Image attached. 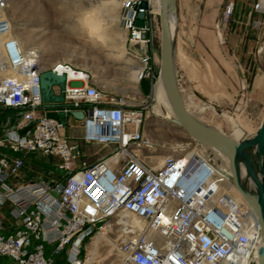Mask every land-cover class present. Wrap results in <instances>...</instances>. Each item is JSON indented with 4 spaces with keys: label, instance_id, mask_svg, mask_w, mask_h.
<instances>
[{
    "label": "built area",
    "instance_id": "built-area-1",
    "mask_svg": "<svg viewBox=\"0 0 264 264\" xmlns=\"http://www.w3.org/2000/svg\"><path fill=\"white\" fill-rule=\"evenodd\" d=\"M153 1L122 0L118 21L126 43L138 46L139 53L127 51L144 62L146 77L155 72L148 48L161 32ZM7 10L8 0H0V109L18 117L0 134V264H87L84 244L108 228L118 232L122 264H252L264 237L253 208L233 194L230 166L206 157L196 139L193 149V142L178 145L154 165L143 153L153 148L144 132L146 108L106 92L86 70L69 78L70 62L45 67L41 51L10 34ZM252 10L264 28V0H252ZM235 12L236 0H225L216 27L227 26ZM140 13L144 26L136 23ZM49 69L66 76L64 89L53 86L64 101L43 100L41 74ZM72 120L81 138L68 133L77 127ZM80 140L111 149L88 161ZM32 153L58 156L65 180L20 181ZM124 213L139 223L125 224Z\"/></svg>",
    "mask_w": 264,
    "mask_h": 264
},
{
    "label": "rangeland",
    "instance_id": "rangeland-1",
    "mask_svg": "<svg viewBox=\"0 0 264 264\" xmlns=\"http://www.w3.org/2000/svg\"><path fill=\"white\" fill-rule=\"evenodd\" d=\"M121 4L122 0H8L7 16L10 19L13 36L27 48L28 46L38 48L43 55L45 67L52 66L59 60L70 61L74 68L89 72L93 83L106 86L104 88L106 92H112L118 97L123 96L128 103H132V98L121 90L129 86L132 89L139 84V78L133 80L127 73L126 67L133 66L135 63L144 66V62L139 58H134L136 62L132 63L125 61V57L116 58L117 53L123 48L138 51V46H130L126 43L125 34L119 27ZM101 5L106 6L110 17L117 18L115 22L105 26L106 40L91 36L80 18L83 12L96 10ZM251 9L252 0H236L238 13ZM142 52H145L144 49H141L140 53ZM160 53L161 37L160 32L156 31L147 54L150 56L148 65H152L158 77L162 70ZM262 61L264 63V59ZM182 85L185 87L184 95L193 96V98L186 99L192 110L196 111L195 104H215L218 112L225 111L233 115L236 122L243 118L238 116L239 99L202 98L195 92L196 84L183 83ZM155 104L156 101L151 100L146 105L148 118L144 127L145 134L151 139L153 148L144 149L143 153L151 156L154 165H160L163 158L173 153L178 144L184 145L192 141L193 137L176 122L155 114ZM205 112L208 118L213 115L208 108ZM259 112L258 107L254 108L250 121L247 123L242 121L246 131L250 132L258 127L261 121ZM17 117L18 113L14 110L0 109V134L9 129ZM220 122L227 123L222 121V118ZM228 131H230L229 128ZM192 142L190 149L197 146L196 141ZM197 147L202 151L205 149L204 146L198 145ZM110 149V146L91 145L87 147L86 159L93 161L108 153ZM65 177L66 172L62 169L61 159L58 156L32 153L26 156V163L19 179L23 182L43 179L48 183H55L65 180ZM233 194L236 198L243 199L237 189ZM121 219L125 224L137 225L139 223V219L127 213H124ZM112 230L113 228H108L104 233L94 235L84 244L83 255L87 264H122L118 250V232L116 229L113 232Z\"/></svg>",
    "mask_w": 264,
    "mask_h": 264
},
{
    "label": "crops",
    "instance_id": "crops-1",
    "mask_svg": "<svg viewBox=\"0 0 264 264\" xmlns=\"http://www.w3.org/2000/svg\"><path fill=\"white\" fill-rule=\"evenodd\" d=\"M224 1L177 0L173 44L175 75L189 111L192 109L186 99L193 96L184 95L183 83L196 84L195 92L202 98L239 99L238 116L243 117L239 122L225 111L218 112L215 104H195L196 111L205 107L200 113L194 110L192 113L196 114V120L200 123L222 130L229 136L238 125L250 137L254 136L264 118V28L258 23L262 15L252 9L242 13L236 11L227 26L217 28L216 22ZM246 84L248 88L244 90ZM121 91L140 107L146 108L147 103L154 100L153 95L145 99L139 84L132 89L131 86L125 87ZM257 107L261 121L256 129L246 131L242 121L249 122L253 109ZM207 108L213 112L209 118L205 112ZM221 118L227 123H221ZM72 122L77 127L68 129V133L81 138L83 132L78 122ZM80 142L87 156V147L91 145Z\"/></svg>",
    "mask_w": 264,
    "mask_h": 264
},
{
    "label": "water",
    "instance_id": "water-1",
    "mask_svg": "<svg viewBox=\"0 0 264 264\" xmlns=\"http://www.w3.org/2000/svg\"><path fill=\"white\" fill-rule=\"evenodd\" d=\"M161 2L162 8L159 16L161 29V69L165 75L167 93L177 118L176 123L201 144L218 145L229 156L234 186L243 196L244 200L253 208L264 237V118L254 136L240 142L216 128L200 123L194 118L186 107L176 80L173 56L174 38L172 37L168 17L169 7L166 0H161ZM143 5L145 6L146 3H143ZM170 7L176 9L177 0H172ZM136 23L139 26L145 25L144 13L139 14ZM157 79L158 75L156 72L150 74L149 77L145 76L144 70L140 73L139 85L145 99L153 95ZM41 82L44 101H64V94L56 95L53 86L60 85L64 89L66 76L49 69L41 74ZM71 114L78 119H83L85 116L82 110H73ZM47 115L49 117L60 118V116L69 117L70 113L49 111ZM35 123V121L31 122L22 132L31 128ZM250 148H255V150L253 151ZM242 168L245 169V179L251 180L254 188H246L244 186L241 175ZM260 264H264V246L261 247Z\"/></svg>",
    "mask_w": 264,
    "mask_h": 264
},
{
    "label": "bare ground",
    "instance_id": "bare-ground-1",
    "mask_svg": "<svg viewBox=\"0 0 264 264\" xmlns=\"http://www.w3.org/2000/svg\"><path fill=\"white\" fill-rule=\"evenodd\" d=\"M166 3H167V6L169 7L168 17L170 20L172 37L174 38L177 11H176V9L170 7L172 4V0H166ZM153 6H154V10L156 12H161V8H162L161 0H154ZM97 8L98 9H96V10L93 9V11L92 10L91 11H85L82 14H80L81 22H83L86 25L88 33L91 36H96L102 40H106L107 35L104 32L105 26L108 23L112 24L113 22H115L117 20V18L110 17V15L108 14V11H106V6L101 5V6H98ZM10 34L13 36L11 28H10ZM23 47L27 48V46H23ZM28 48L33 49V50H38V48H36L34 46H30V47L28 46ZM134 52L139 53L136 50ZM116 56H117L116 58H120V59L125 57V61H127L129 63L136 62V59H134V58H136V56L130 54L127 51V49H124V48L121 49L119 51V53H117ZM42 59H43V55H42ZM62 61H65V60H59L56 63H54L52 66H56L59 62H62ZM67 62H70V61H67ZM126 70H127V73L131 76V78H133V80H138L140 73L144 70V66L142 64L135 63V65H133V66H127ZM78 71H80V70H78L74 67L68 68L69 78L78 77L80 75V73H78ZM153 98H154V101H156V104H155L156 112H155V114H157L158 116H160L166 120L176 122L177 118H176V115L174 113L173 107L171 105V102H170V99H169V96L167 93L165 75H164L163 70H161V75L158 77V79L155 83ZM204 107L205 106L201 107L198 111H196V113H200L204 109ZM212 108H213V106H212ZM190 113L194 116L195 119H198L197 116H195L196 114L192 113V110H190ZM231 137L236 141H241L244 139L252 138V136H250V137L246 136L245 132L238 125H236ZM187 145H188V143H187ZM181 146H186V144L181 145ZM203 146L205 148L203 151L204 155L208 158H211L219 167L226 168L228 165L230 166L229 156L225 153V151L220 146L214 145V144H203ZM250 149H252L253 151L255 150V148H250ZM241 175H242V182H243L244 186L246 188H254L253 182L251 180L248 181L245 179V169L244 168L241 169ZM263 246H264V244H263ZM252 258H253L252 264H260L261 247H258V248L253 250ZM223 264H228V263H223Z\"/></svg>",
    "mask_w": 264,
    "mask_h": 264
}]
</instances>
